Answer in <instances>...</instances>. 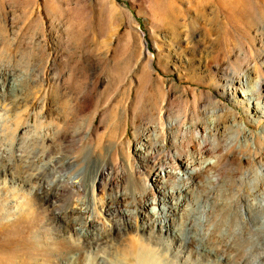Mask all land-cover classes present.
<instances>
[{
	"label": "rangeland",
	"instance_id": "rangeland-1",
	"mask_svg": "<svg viewBox=\"0 0 264 264\" xmlns=\"http://www.w3.org/2000/svg\"><path fill=\"white\" fill-rule=\"evenodd\" d=\"M251 69L264 75V0H0V264H97L96 251L122 264L127 237V264H154V243L118 230L125 211L139 224L154 218L139 217L135 180L151 184L161 165L182 170L183 157H219L214 128L233 143L225 128L251 113L232 85ZM262 120L248 123L254 134ZM261 142L236 141L232 160L216 164L219 182L205 173L194 184L185 210L205 205L203 242L176 240L166 264H264Z\"/></svg>",
	"mask_w": 264,
	"mask_h": 264
},
{
	"label": "bare ground",
	"instance_id": "bare-ground-1",
	"mask_svg": "<svg viewBox=\"0 0 264 264\" xmlns=\"http://www.w3.org/2000/svg\"><path fill=\"white\" fill-rule=\"evenodd\" d=\"M254 73L255 71L253 72L252 69L248 70L247 72H245V74L243 73L244 74L243 76L242 75L240 76L241 78H239V80L234 79L235 81H233L232 83L235 89L234 95H236V93L241 94V96L244 99L243 105L245 103L246 106H248V108L251 109V113L248 115V120L245 119L242 121H238L239 119L237 120V118L234 117L231 123V129L229 130V128H225L223 132V135L225 136H223V138L224 137L226 138V135L228 134L227 136L229 138L234 137L233 143L229 142L228 139L225 141L224 139H221V137L219 138L218 137L219 132H217L219 129L214 128L215 132L213 133L214 136H213V143L211 147L214 152L219 153V157L209 158L204 165H194V164L192 165L190 161L189 162L188 160L185 161L183 157L182 166L184 167V169L182 170L179 169L178 165H161L159 168H157L156 172L154 173L151 184L150 182H148L149 180L147 182H142L140 179L139 181L138 179L135 180L136 181L135 189L137 188L141 191L139 192V195H138L140 197L139 200L142 205L140 206V209H138L140 213L139 217H141V219L144 220L150 214H152L154 218L152 221L149 220L150 222H143L139 224L137 222L138 221L137 218L132 219L130 211H125V213L129 215V217L125 224H120V227L118 228V230L128 231V229L130 228H136V230L138 231V234H140L139 235L140 237L138 236L137 240L140 238L141 240L143 239L145 241L146 238H148L152 244L154 243V245L157 247L155 249L152 248V250H154V252H152L153 254L149 252L150 254L153 255L154 264H156V262L157 264H166V261L163 260L164 259L163 256L165 252L168 253V251L170 252L173 248L177 249L175 247L176 240L178 239L180 240L182 239V237L183 239H186L187 241L196 239L199 242L202 240V236H201L202 230L201 229H204L203 227L205 225L206 220L208 219V218L206 219L207 213L205 210V205L203 203H199L196 209L194 208L195 206H192L191 208H189L188 206V208L185 210L186 202L188 201V198H190V194H192L193 192L192 187L194 186V184H197V182H200L201 181L200 178L205 173L210 174L211 182L215 184L219 182L220 175L214 172L215 168L217 167L216 164L218 163V161L221 162L222 160H225V164H227L229 161L232 160V158L229 156L228 153L231 147H233V145L236 144V141L237 143H239L238 145L241 146L242 148L248 147V148H251V150L252 149H255L257 151L261 150L260 146H261V143H263L261 141L264 140V126L259 132L254 134L249 127L250 125L248 124V123H254L257 125L262 124V121H263L262 119L264 118V75L256 77ZM232 127L239 128L242 131L240 132L241 135L239 134L240 135L239 137L237 133L235 132L236 130L232 131ZM205 136L206 135H203L202 133L198 132V142L201 148L204 149V151H207L209 150V146L211 144L208 145V142ZM136 149L138 153L140 154L144 153L143 147H139ZM129 166L132 169L133 177L135 179L137 177V169H136L137 167L136 165H129ZM110 169L112 173L113 168H110ZM261 169L262 170L259 172L260 174H258L259 177L261 175L264 176V167ZM108 171H109L108 166L103 165L100 169H98L96 179H98L99 181V179L102 178L104 175H106ZM258 181H259V178H258ZM68 182H69L68 180L67 182H63L62 184L63 189H64V186L68 184ZM71 182L74 183V181H71ZM170 182H173L174 185L171 186ZM259 182H261V180ZM60 187H61V184H60ZM260 189L261 187L259 188V190ZM149 191L153 192L154 198H151L150 200H146L144 195L148 193ZM60 192H61V188H59V193ZM157 195L161 197V200H163V204L161 207L157 206V201L159 200V199L157 200ZM262 201H264V190H263V200ZM181 210H182L181 215L183 216V214L186 213V215H188L187 219L190 222V227L188 226L189 228L187 229L185 233H182L183 230L180 229V226L176 224V221L174 219V216L177 215V213H179ZM97 225L100 228L98 233H99V238L101 240H104L105 238H108L109 236L114 234L113 231H110L109 228H107V224L103 219L98 220ZM164 232H167L166 237L164 236ZM147 233L151 237H146ZM127 238L125 240L122 239L123 241L119 243L120 247L115 252L116 256L122 255V258L124 257V259L121 260L122 264H127L126 259L130 257L131 255L135 254L136 252L134 250V245L136 246V244L133 243V240L132 242L127 241ZM141 242L140 244L142 245ZM151 243L150 244L148 243L149 248L151 247ZM154 245H152V247ZM135 256L136 254L133 257ZM93 258L96 259L95 262L97 264H99V262L100 264H110V261L108 260V258H106L104 255L99 254L97 251H96V254H94ZM138 261H140V258ZM111 264H113V262H111Z\"/></svg>",
	"mask_w": 264,
	"mask_h": 264
}]
</instances>
